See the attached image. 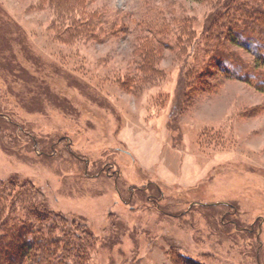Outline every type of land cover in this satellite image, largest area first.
<instances>
[{
	"label": "rangeland",
	"instance_id": "374dc122",
	"mask_svg": "<svg viewBox=\"0 0 264 264\" xmlns=\"http://www.w3.org/2000/svg\"><path fill=\"white\" fill-rule=\"evenodd\" d=\"M51 1L0 0L4 202L37 187L66 264H264V92L204 50L239 0Z\"/></svg>",
	"mask_w": 264,
	"mask_h": 264
},
{
	"label": "trees",
	"instance_id": "16d2710c",
	"mask_svg": "<svg viewBox=\"0 0 264 264\" xmlns=\"http://www.w3.org/2000/svg\"><path fill=\"white\" fill-rule=\"evenodd\" d=\"M53 1L57 3L56 6L64 4L65 7L69 2L66 0H52L51 2L54 3ZM232 6L233 8H231V5L226 7L224 11L215 9L207 17L204 30H213L212 25L218 24L220 27L212 31L213 35H220L221 31L225 32L224 29H226L227 41L218 46V49L206 44L204 50L208 56L213 53L214 58L221 60L222 65V61L226 63L227 60L243 63L244 67L240 71L231 70L226 65L225 67L221 66V69L230 78L252 81L251 84L257 90L264 92V0H239L233 3ZM68 10H70L69 7ZM69 20L72 29L79 27L93 34L95 28L93 18H84L83 20L70 18ZM229 43L244 49L250 55L251 62L241 61L239 53L236 50H231ZM210 64L212 65L211 61ZM246 72L248 77L243 75ZM250 79L252 80L250 81ZM17 184L19 183L11 177L6 181L0 180V264H29L27 260L31 257L32 264H66L67 259L74 253H68L65 257H63L64 254L57 257L55 253L58 249L62 246L67 248L75 245H78L79 248L84 247L88 241L82 240L78 241L79 243L73 241L78 239V236L73 232L68 235L70 227H68L67 219L62 221V217L51 212L42 199L44 195L31 183L29 187L23 184L21 190L16 194L19 201L24 202L20 212L15 206L16 199L13 196L7 203L4 202V197L9 196L8 193L12 190V185L16 186ZM50 215H55L53 216L54 220L59 219L64 226L63 231L66 233L64 236L67 237L62 241L59 238L51 237L47 233L48 225L46 226L45 222ZM76 226V228L83 227L84 230H87L81 223L77 222ZM81 259L79 255H75L72 261L80 264ZM69 260L71 261V259ZM183 261L192 263L190 259H183Z\"/></svg>",
	"mask_w": 264,
	"mask_h": 264
},
{
	"label": "water",
	"instance_id": "95a60500",
	"mask_svg": "<svg viewBox=\"0 0 264 264\" xmlns=\"http://www.w3.org/2000/svg\"><path fill=\"white\" fill-rule=\"evenodd\" d=\"M214 204H216V203H214Z\"/></svg>",
	"mask_w": 264,
	"mask_h": 264
}]
</instances>
